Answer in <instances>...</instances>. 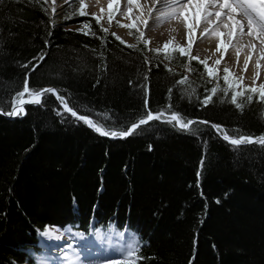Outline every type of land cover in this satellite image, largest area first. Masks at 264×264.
Masks as SVG:
<instances>
[{"label":"trees","instance_id":"1","mask_svg":"<svg viewBox=\"0 0 264 264\" xmlns=\"http://www.w3.org/2000/svg\"><path fill=\"white\" fill-rule=\"evenodd\" d=\"M86 23L52 21L42 0H0V112L26 79L30 91L57 90L25 104V115L0 114V264H34L50 225L129 229L137 264H264V145H233L211 127L264 136V100L244 94L237 108L197 59L180 84L185 55L173 65L146 61ZM58 94L107 130H126L148 111L164 117L106 137L65 112ZM169 106L185 122L209 124L182 130L166 122Z\"/></svg>","mask_w":264,"mask_h":264},{"label":"bare ground","instance_id":"2","mask_svg":"<svg viewBox=\"0 0 264 264\" xmlns=\"http://www.w3.org/2000/svg\"><path fill=\"white\" fill-rule=\"evenodd\" d=\"M49 1L52 5H56L64 0ZM77 2L80 3L79 0ZM182 2L186 3L187 0H182ZM163 3L164 0H156L155 4H153V0H134L131 4L129 0H114L112 7L109 8V0H83V4L87 5L86 12L93 15L100 14L103 21L111 18L112 23L117 26L125 25L122 26L123 32L126 30L135 31L139 34L143 33V37L149 38L152 44H158L162 48H165L166 43L169 46L176 45L189 48L192 53L206 59L210 68L222 67L223 61H225L238 82L255 87L264 84V54L259 47L260 44L264 46V36L257 37V35L248 34L247 17L239 12L236 14L235 18L241 21L243 31L238 28L235 35L230 36L228 34L231 28L230 21L223 16L218 20L213 14L210 16L201 15L199 23H197L196 9L192 5L187 9H182L183 15L177 14L160 20L158 19L160 13L167 11L163 7ZM218 10L213 6L208 7L210 13ZM185 15L188 17L187 20L184 18ZM133 21L136 22L135 27H131ZM189 24L192 25L191 29L188 27ZM206 29L207 31H205ZM216 32L223 33V36H217ZM247 36L249 38L246 40ZM241 39L243 41H239ZM221 40L224 41L225 47H219ZM216 61L219 63L217 64ZM245 61H247V65ZM70 231H61L55 228L52 236H55L54 239L59 243L75 239L79 246L88 247V251L94 246V242L92 244L90 240L85 241L84 237ZM66 232L72 235V239L65 234ZM97 239L101 242V246H97V248L104 249V256L109 251L111 252L112 247L113 253H119L117 249L120 247L116 245L106 246L102 240L98 237ZM78 252L81 256L84 255L83 249H79ZM85 254L90 255L88 252ZM64 260L66 259L64 258L60 264H69L68 261Z\"/></svg>","mask_w":264,"mask_h":264},{"label":"snow or ice","instance_id":"3","mask_svg":"<svg viewBox=\"0 0 264 264\" xmlns=\"http://www.w3.org/2000/svg\"><path fill=\"white\" fill-rule=\"evenodd\" d=\"M81 9L83 8V0H79ZM114 0H109V8L112 7V3ZM134 0H129V3H133ZM156 3V0H153V4ZM190 5L194 6L196 9V21L199 23L201 15L204 16H210L215 15L217 19L219 20L222 16L225 17L228 21L231 23V28L229 31L230 36H234L237 29L239 28L241 31H243V26L241 25V21L236 19L235 16L239 12L243 14L245 17H247V27H248V34H253L259 36H264V0H187L186 3H183L182 0H164L163 7L167 9L166 12H161L158 19L163 20L171 16H175L177 14L183 15L182 9H187ZM213 6L215 8H218V11H215L214 13L208 12V7ZM129 12H131V9H129ZM81 15H84L85 13L83 11L80 12ZM185 20L188 19V17L185 15ZM99 19L96 20V23L99 24ZM135 21H133V24L131 27H135ZM146 23V22H145ZM125 26V25H121ZM228 27V25H225ZM85 28H90V25H85ZM189 29H191L192 25H188ZM259 29V31H257ZM102 31L107 32V29H102ZM207 31V29L205 30ZM217 36H223V33L216 32ZM95 35V33H93ZM113 36L116 34L113 33ZM143 38V33L140 34L138 39ZM116 39H121L120 37H116ZM147 43V41H145ZM168 43L164 45L165 49L168 48ZM130 48H134V45H128ZM219 47H225L224 41L221 40ZM159 51L158 49L156 50ZM181 53L185 52V49L181 48L179 49ZM36 59V58H34ZM39 59L42 61L44 59V55L42 54ZM193 59H198L196 57H193ZM201 63L205 64L206 70L208 72L209 76L214 75V69L207 66L205 61H200ZM218 64L219 61H216ZM245 64L247 65V61H245ZM27 67V65H25ZM225 73H228V69H224ZM225 81L228 80V76L225 75L224 77ZM187 81V77L180 80L178 83L184 84ZM171 91V89L169 90ZM246 91L256 93L259 92V95L262 100H264V84L260 85L259 88H250L246 89ZM57 90L53 88H46L42 90H36V91H30L28 86L27 79L24 81L22 91H20L16 98L13 100L11 104V110L6 112H0V114L7 115L10 117H16V116H22L25 115V104H41V97L45 94H52L56 93ZM211 92L215 94L217 92V87H213L211 89ZM25 94H28V99H24ZM225 94H227L225 92ZM244 92H236L231 96V102L236 105L237 108L242 109L243 105L241 103H237V97L243 96ZM57 99L60 101V103L63 105V109L65 112L70 113L72 117L76 118L78 121H82L84 124L88 125L89 127L93 128L96 132L103 136H111L113 138H125L129 135H132L135 130H137L140 126L147 125L150 121L153 120H160L162 117H164V111L157 110L155 114L152 111H148L146 113L145 118L139 119L138 123H132L130 127H127L126 130H107L100 124L94 122L92 119L89 118V115H78L77 111H74L75 105L72 107H69V102L66 100L64 95H57ZM247 101L252 100V96L249 95L246 97ZM212 100L211 95H206L204 99L202 100L203 105H208ZM147 104V101H146ZM166 111H171L172 114L170 116L165 117V120L167 123L176 122V124L179 126L182 130H191L190 126L200 123V124H209L208 121H194V120H187V122L184 121L183 118H181L180 115H178L175 111H172L171 106L166 109ZM60 114V113H58ZM99 119V117H98ZM105 119H107L105 117ZM211 127L215 129L218 133H221L223 135V139L226 141H230L233 145H240V144H250V143H259L261 145H264V136H261L259 138H254L252 136H245L243 134H239V138H233V136H230L228 131L223 129L221 125L219 124H211ZM203 164V161L201 162ZM200 173H198V176ZM42 236L45 237H51L52 232L46 229L44 232L41 233ZM81 235V234H77ZM97 237L101 240H104L106 237L102 236L100 232L98 231L96 233ZM111 247V245H109ZM139 249L140 244L139 241L134 242L133 244L125 245L121 248H118L117 251L119 252V258H111V259H105L103 260L102 264H137V261L139 260ZM62 255L64 258L69 262V264H93V262L88 261L87 257L84 259H81L80 252H78L74 247L73 244L69 243L67 244L66 250L62 249Z\"/></svg>","mask_w":264,"mask_h":264},{"label":"rangeland","instance_id":"4","mask_svg":"<svg viewBox=\"0 0 264 264\" xmlns=\"http://www.w3.org/2000/svg\"><path fill=\"white\" fill-rule=\"evenodd\" d=\"M42 2H44L45 7L47 9V13H48V17L55 22H59L64 26H68V27H74V28H83L85 25H87L86 22L88 21H94L96 22L97 19H99V26L102 29H107L108 32L111 33H115L117 37H120L121 40L128 44V45H134L138 51L140 53H143L145 60L146 61H151V59L153 57L161 59L163 61H165L167 64L173 65V60L174 59V55L178 52L181 55H185L187 57V62L185 64V67H183V74L185 77L191 76L192 75V71H193V67L191 65V63L189 62V60H192L193 57L198 58V61H205V63L207 64V66H209V63H207L208 61H206V59L202 58L201 56H199L196 53H192L191 49L189 48H183L182 46H176V45H170L168 46L167 49L159 47L158 44H152L150 39L147 37H143L142 39H138V37L140 36L139 33L137 32H130V31H122V26L121 25H115L112 23V19L109 18L106 21H103L101 19V15H93L90 14L88 12H86V4H83V8L81 9L80 3L77 2V0H64L62 2H60L59 4L56 5H52L50 3L49 0H42ZM56 6V7H55ZM83 11L85 14L81 15L80 12ZM78 19H82L84 21L82 22H77L76 20ZM227 22V20H226ZM223 25V24H222ZM249 38V36L246 37V40ZM251 39V38H250ZM145 41H147V43H145ZM239 41H243L242 39ZM260 49L263 51L264 54V46L262 44H260ZM185 49V52L181 53L179 51V49ZM159 50L158 52L156 50ZM173 56V57H172ZM223 66H215L213 69L214 71V75L209 76L208 72L206 70L205 64L204 68L206 70V74L207 76L210 78V80H219V83H222V88L224 90V92L228 93V94H234L236 92H244V94L246 95H251L252 97L254 95H257L258 99H260V95L259 92L256 93H252L249 91H246V89H250V88H259V87H255V86H251L248 84H242L240 82H238V80H236L234 78V75L231 71V69L229 68V66L227 65V63L225 61H223ZM224 69H228V73L224 72ZM225 75L228 76V80L225 81L224 77ZM242 98L243 96H238V98ZM28 94H25L24 99H28ZM255 138V137H254ZM54 227V228H52ZM55 226H48L46 229H48L49 231L53 232L55 230ZM45 229V230H46ZM44 230V231H45ZM57 230V229H56ZM64 230H71L70 232L73 233H79V232H75V230L71 229V228H66ZM43 231V232H44ZM100 232V234L102 236H105L106 238L104 240H102L106 246L109 245H116L118 247H123L125 245L128 244H133L134 242L137 241L136 236L131 233V231H128L126 233H122L119 231H116L114 229H111L108 233H104L101 232L99 229L93 231L89 236H85L81 233V235H79L80 237H84L85 241L90 240L91 243L93 244L94 242V246H92V248L88 251V247L87 248H83V246H79L77 243L78 241L75 239H72V235H70L69 233H65L66 235H68L69 237H71L72 240L70 241H66L63 243H59L57 240L54 239L55 236H51V237H45L42 236L40 234L41 237V241H40V249L41 251L38 252V257H37V261L35 264H60L61 261L64 259L62 254V249L66 250L67 248V244L71 243L73 244V247L78 251L79 249H83V253L84 255H82L81 259H84L85 257H87L88 261L93 262V264H102L103 260L105 259H111V258H119V253H113V247L111 250V252L109 251L108 254H106V256H104V249L103 248H97V246H101V242L97 239V232ZM62 234V232H60ZM95 241H92V240ZM100 239V238H99ZM101 240V239H100ZM55 242V243H54ZM46 243V244H45ZM109 244V245H108ZM96 246V247H95ZM48 247H50L53 250H56L55 252H53V250L49 249ZM107 249V248H106ZM51 250V251H50ZM90 253V255H86L85 253ZM117 254V255H116ZM37 255V253L35 254V256ZM116 255V256H115ZM67 262V260H64ZM24 264H28V263H24Z\"/></svg>","mask_w":264,"mask_h":264}]
</instances>
